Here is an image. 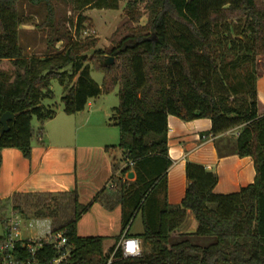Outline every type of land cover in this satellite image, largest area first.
Here are the masks:
<instances>
[{
	"label": "trees",
	"instance_id": "obj_1",
	"mask_svg": "<svg viewBox=\"0 0 264 264\" xmlns=\"http://www.w3.org/2000/svg\"><path fill=\"white\" fill-rule=\"evenodd\" d=\"M61 1L81 12L88 7L116 10L121 0ZM142 1L149 10L146 30L122 36L108 51L116 61L106 65L101 49L88 57L94 41H72L58 55H24L21 0H0V117L6 111L15 114L8 131L1 133L0 122V164L4 148L31 156L36 137L32 120L43 122L56 115L43 103L52 96L54 79L63 86L67 114L118 87L119 104L111 120L120 137L106 150L121 151L113 158L109 184L90 202L82 203L76 188L17 192L0 200V219H9L4 213L8 209L28 219L31 215L51 219L52 230L63 231L73 249L69 264H107L116 244L105 252L104 237H81L77 225L95 202L108 210L121 205L122 230L116 242L123 235L132 236L129 229L140 210L144 231L138 236L149 244V252L123 257L117 250L110 264H264V114L258 112L256 88L258 59L264 57V0ZM30 2L45 3L46 20L53 27L52 0ZM138 2L128 1L130 14ZM83 21L80 13L79 25ZM55 40L60 38L48 37V47ZM92 70L102 74L101 84ZM169 115L184 121L209 118L213 136L240 128L232 152L252 158L254 181L236 192L217 193L218 173L188 160L182 201L171 205L165 198L158 212L152 211L157 195H166L168 170L174 164L168 146ZM219 154L223 155L220 146ZM131 170L135 179L124 178ZM189 209L198 227L181 233ZM195 236L213 240L202 246L193 241ZM56 254L45 244L39 256L48 259Z\"/></svg>",
	"mask_w": 264,
	"mask_h": 264
},
{
	"label": "crops",
	"instance_id": "obj_2",
	"mask_svg": "<svg viewBox=\"0 0 264 264\" xmlns=\"http://www.w3.org/2000/svg\"><path fill=\"white\" fill-rule=\"evenodd\" d=\"M262 60L264 62V57ZM256 88L259 99L258 112L264 114V68L260 70ZM103 96L104 94H101L89 99L81 111L66 113L70 126L67 137L60 136L46 141L43 132L38 129L29 158L17 148L8 147L2 150L0 200L17 192H58L76 188L79 200L88 203L109 184L113 175V158L117 155L115 151H107L106 146L118 143L115 144L108 138L107 126L115 125L111 116L117 105L101 99ZM57 116L48 120L47 124ZM211 126L209 118L184 121L175 115L168 116L169 155L174 164L168 170L166 195L163 192L157 195L156 202L151 206L152 211L157 213L165 198L171 205L182 201L187 185L185 167L188 160L203 164L218 173L219 181L214 188L217 193L236 192L254 181L255 168L252 158L240 157L232 152L235 137L230 143L224 141L227 135L237 136L240 128L212 137L209 134ZM203 135L206 137L203 138ZM219 146L222 156L219 154ZM132 172V177L127 173L124 178L134 180L135 172ZM137 215L134 219H137ZM122 219L121 205L108 210L99 202H95L80 218L77 233L81 237H104L103 246L106 252L117 243L116 237L122 230ZM141 219L140 225H134L133 220L129 229L132 236L128 237L142 241L138 235L144 231L143 213ZM197 227L194 213L190 209L187 210L180 232L192 233ZM144 247L143 252H149V244L145 243Z\"/></svg>",
	"mask_w": 264,
	"mask_h": 264
},
{
	"label": "rangeland",
	"instance_id": "obj_3",
	"mask_svg": "<svg viewBox=\"0 0 264 264\" xmlns=\"http://www.w3.org/2000/svg\"><path fill=\"white\" fill-rule=\"evenodd\" d=\"M129 0H121L120 6L116 10L112 9H97V8H85L81 12L74 11L72 5L68 2L52 0L55 7V21L53 27L49 25L46 20L47 8L45 3L34 4L30 0H21L20 11L22 13V24L20 25V46L22 52L26 56L35 55L38 57H45L49 55H58L63 52L65 48L72 41H94V46L87 52L89 58L94 55V50L101 49L106 52L105 60L111 56L114 61L115 57L108 55V51L114 46L118 40L128 34L145 31L149 20V10L147 8L146 1L138 0L139 2L134 7L133 12L129 13L127 6ZM84 17V21L79 25V14ZM135 17V18H133ZM80 27V32L77 33V29ZM153 35V34H152ZM48 37L55 40L54 44L48 47ZM95 56V55H94ZM263 57H259L258 66L259 70L264 68ZM87 64L91 67V61H87ZM67 71H71V67L67 68ZM92 77L101 84L102 74L94 70L91 71ZM76 79V78H75ZM237 80L233 79L235 83ZM52 96L46 98L43 103L56 110L57 118L53 121L43 122L37 118L32 120V127L35 131H42L44 140L51 138H58L60 136L67 137L69 135L70 126L68 125V116L64 111V103L62 97L64 95L63 86L58 80L54 79L51 82ZM118 87L109 94H104L103 98L106 99L109 104L118 105ZM54 116V117H55ZM53 117V118H54ZM52 119V118H51ZM86 129V128H85ZM108 135L113 143L119 142V128L116 125H108ZM235 135H227L224 141H232ZM117 156L121 155V151L115 152ZM158 193V192H157ZM139 212V213H138ZM5 213V217H11V209H8ZM138 213V215H137ZM141 213L138 210L133 220L134 225L141 224ZM137 215V219H134ZM1 217V215H0ZM23 219L20 226V232L22 237H31L37 235L40 232L45 233V227L39 229L37 223L30 227L31 219L34 218L31 215L28 218L20 217ZM51 220V219H50ZM5 222L0 219V236L5 235ZM212 237L195 236L193 241L202 246L212 242ZM144 244L142 243V251H144Z\"/></svg>",
	"mask_w": 264,
	"mask_h": 264
},
{
	"label": "built area",
	"instance_id": "obj_4",
	"mask_svg": "<svg viewBox=\"0 0 264 264\" xmlns=\"http://www.w3.org/2000/svg\"><path fill=\"white\" fill-rule=\"evenodd\" d=\"M212 135V134H211ZM206 135H203V138ZM212 137H214L212 135ZM23 219L19 215L11 214L5 222V235L0 236V264H69L74 256L71 246L68 245L64 232L53 231L52 222L47 218L31 219L30 227L37 223L41 230L45 227V233H39L31 237H22L20 226ZM45 244L51 245L57 254L51 258L40 257ZM120 250L123 257H135L142 254V241L139 238L122 236L117 241L114 251L111 253L107 264L114 260V255Z\"/></svg>",
	"mask_w": 264,
	"mask_h": 264
},
{
	"label": "water",
	"instance_id": "obj_5",
	"mask_svg": "<svg viewBox=\"0 0 264 264\" xmlns=\"http://www.w3.org/2000/svg\"><path fill=\"white\" fill-rule=\"evenodd\" d=\"M114 61L113 57L109 56L106 60H105V64L109 65L112 64ZM15 118V114L11 111H6L4 112L1 117H0V122L2 124V129H1V133H4L5 131L9 130V121L13 120ZM129 177L133 176V172L130 171L128 173Z\"/></svg>",
	"mask_w": 264,
	"mask_h": 264
}]
</instances>
